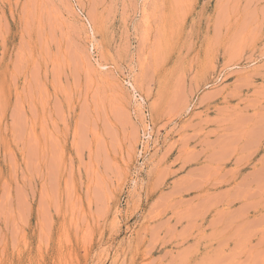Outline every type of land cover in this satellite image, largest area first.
<instances>
[{"label":"rangeland","instance_id":"1","mask_svg":"<svg viewBox=\"0 0 264 264\" xmlns=\"http://www.w3.org/2000/svg\"><path fill=\"white\" fill-rule=\"evenodd\" d=\"M251 187L264 0H0V264H264Z\"/></svg>","mask_w":264,"mask_h":264},{"label":"crops","instance_id":"2","mask_svg":"<svg viewBox=\"0 0 264 264\" xmlns=\"http://www.w3.org/2000/svg\"><path fill=\"white\" fill-rule=\"evenodd\" d=\"M263 187L248 188L246 192L247 202L242 205L241 213L243 216L244 229L242 231H229L227 228L217 229L215 237L217 239L223 238L236 240L242 239V246L248 247V251H256L259 254H264V193L261 192ZM256 198V202H253V198ZM253 210L258 211L257 216H251ZM221 222V218L215 219L216 226ZM257 237V241L252 245L251 239ZM247 242V243H246ZM253 243V242H252ZM238 247H233V251H237ZM215 251L221 252L220 247H216Z\"/></svg>","mask_w":264,"mask_h":264}]
</instances>
